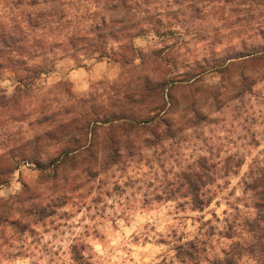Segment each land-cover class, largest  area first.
<instances>
[{
  "label": "clouds",
  "instance_id": "9594fccd",
  "mask_svg": "<svg viewBox=\"0 0 264 264\" xmlns=\"http://www.w3.org/2000/svg\"><path fill=\"white\" fill-rule=\"evenodd\" d=\"M0 37V264H264V0H0Z\"/></svg>",
  "mask_w": 264,
  "mask_h": 264
},
{
  "label": "trees",
  "instance_id": "16d2710c",
  "mask_svg": "<svg viewBox=\"0 0 264 264\" xmlns=\"http://www.w3.org/2000/svg\"><path fill=\"white\" fill-rule=\"evenodd\" d=\"M29 24L30 25H36L37 24V21H34V20H29ZM114 26V25H113ZM107 29H102V32H104V40L106 41L107 40ZM117 38H120V39H123L124 38V33L123 32H118L117 34ZM2 38V37H0ZM41 45V42L40 41H35L34 44H31L29 45V42L27 40V36L26 35H23L21 34V42L19 44L15 43L14 41L12 42V47L16 50H18L19 52L21 53H27L29 52V48H33L35 49L37 46H40ZM78 47H84V45H78ZM30 55H34L35 52H32V53H29ZM4 55V51L3 49H0V56H3ZM22 66V65H21ZM4 67V65L0 64V68ZM44 70H48V71H52V70H55V64L52 63V62H47L45 64V68ZM6 101H4V99L2 97H0V107H3L6 105ZM0 115H3L2 112H0ZM38 130H43V129H38ZM28 152L29 154H31V149H28ZM3 169H0V175L3 174Z\"/></svg>",
  "mask_w": 264,
  "mask_h": 264
},
{
  "label": "rangeland",
  "instance_id": "374dc122",
  "mask_svg": "<svg viewBox=\"0 0 264 264\" xmlns=\"http://www.w3.org/2000/svg\"><path fill=\"white\" fill-rule=\"evenodd\" d=\"M67 67H68V66L66 65V66H65V69H66ZM62 70H63V69H62Z\"/></svg>",
  "mask_w": 264,
  "mask_h": 264
}]
</instances>
